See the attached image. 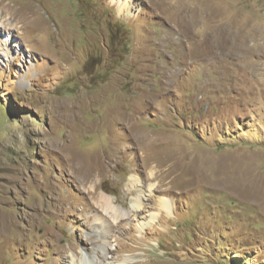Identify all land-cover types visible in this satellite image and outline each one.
I'll return each mask as SVG.
<instances>
[{"label":"rangeland","instance_id":"374dc122","mask_svg":"<svg viewBox=\"0 0 264 264\" xmlns=\"http://www.w3.org/2000/svg\"><path fill=\"white\" fill-rule=\"evenodd\" d=\"M103 258L264 264V0H0V264Z\"/></svg>","mask_w":264,"mask_h":264},{"label":"bare ground","instance_id":"6f19581e","mask_svg":"<svg viewBox=\"0 0 264 264\" xmlns=\"http://www.w3.org/2000/svg\"><path fill=\"white\" fill-rule=\"evenodd\" d=\"M2 2V1H1ZM37 11V10H36ZM25 27V26H24ZM146 151V150H145ZM153 152V151H152ZM155 154V153H154ZM206 165V164H205ZM134 180H135V178H132L131 179V183L134 185L135 183H136V181H138V180H136L135 182H134ZM136 190L138 189V187L136 188V187H134ZM130 189H131V187H130ZM139 190V189H138ZM92 193V192H91ZM98 194V193H97ZM97 196H99V195H97ZM95 199V198H94ZM101 200L103 201V202H101V203H104L103 205H102V207L103 208H105L106 209V211L107 212H111V211H113L112 213H115V214H120L122 217L123 216H127L128 214L127 213H125L124 212V209H119L118 207H116V205H115V201L110 197V196H108L107 194H105V193H103L102 194V196H101ZM99 201V200H98ZM141 203L139 202L138 203V206L136 207V209H139V208H141ZM160 206H161V210H162V212L164 211V214H167V215H170V213H172L173 212V204L169 201V200H166V199H164V200H161L160 201ZM111 210V211H110ZM139 211L140 210H137V211H134L133 213H139ZM131 217V216H130ZM98 221V220H97ZM108 226V225H107ZM108 249V246L106 247H101L100 248V251H101V253L102 254H104L105 255V252H106V250ZM109 260L107 259H102V263L103 264H111L112 262H108Z\"/></svg>","mask_w":264,"mask_h":264}]
</instances>
